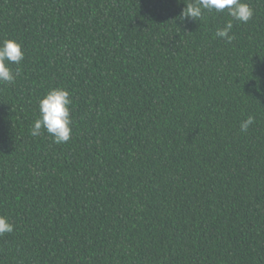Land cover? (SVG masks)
<instances>
[{
	"label": "trees",
	"instance_id": "trees-1",
	"mask_svg": "<svg viewBox=\"0 0 264 264\" xmlns=\"http://www.w3.org/2000/svg\"><path fill=\"white\" fill-rule=\"evenodd\" d=\"M0 0L22 43L0 84V264H264V0ZM70 92L71 139L31 135ZM249 116L255 123L241 132Z\"/></svg>",
	"mask_w": 264,
	"mask_h": 264
},
{
	"label": "clouds",
	"instance_id": "clouds-1",
	"mask_svg": "<svg viewBox=\"0 0 264 264\" xmlns=\"http://www.w3.org/2000/svg\"><path fill=\"white\" fill-rule=\"evenodd\" d=\"M185 7L181 13L184 18L202 20L205 12H227L232 19L223 27H218L215 37L231 43L235 37L232 35L234 21L247 23L254 16V9L244 0H183ZM25 58L22 43L15 39H5L0 42V84H14L19 76V70L13 71L11 65H19ZM69 91L62 87L50 89L39 100V116L31 126V135L38 137L46 132L56 144L67 143L71 139L73 119L71 108L73 101ZM255 123V118L249 116L241 122V132H247ZM15 226L8 217L0 215V236L10 234Z\"/></svg>",
	"mask_w": 264,
	"mask_h": 264
}]
</instances>
